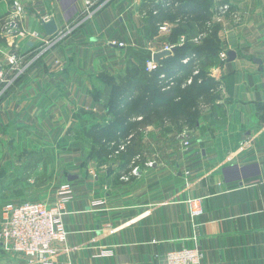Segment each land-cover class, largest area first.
Returning <instances> with one entry per match:
<instances>
[{
  "label": "crops",
  "instance_id": "1",
  "mask_svg": "<svg viewBox=\"0 0 264 264\" xmlns=\"http://www.w3.org/2000/svg\"><path fill=\"white\" fill-rule=\"evenodd\" d=\"M17 3L24 8L22 30L44 33L45 18L65 28L86 8L85 0H0V16ZM142 4L110 1L2 98L0 170L14 166L15 153L40 146L37 138L43 147L57 135L63 139L79 109L101 113L110 92L103 75L124 77L140 60L136 52L153 56L170 45L164 23L153 38L147 34ZM223 4L230 7L217 10L222 76L230 85L220 86L222 125L209 128L202 119L189 132L170 122L147 124L125 175L116 167L80 166L63 218L67 239L53 244L55 264H159L169 251L196 245L201 264H264V0H214L213 7ZM0 38L6 50L7 38ZM15 40L21 52L26 42L34 45L23 35ZM197 198L201 211L193 214L190 201ZM100 199L104 204H93ZM6 203L0 197V222ZM0 264L27 260L0 239Z\"/></svg>",
  "mask_w": 264,
  "mask_h": 264
},
{
  "label": "rangeland",
  "instance_id": "2",
  "mask_svg": "<svg viewBox=\"0 0 264 264\" xmlns=\"http://www.w3.org/2000/svg\"><path fill=\"white\" fill-rule=\"evenodd\" d=\"M96 1L99 4L103 0ZM8 2L12 4L14 0H8ZM219 7H216L214 14L215 22H208V27L215 30L213 34L210 33L211 31L201 32L198 30V23L195 21L184 22L183 26L188 30V33L180 35V41L182 37L184 39L182 44H184L188 38L187 44H185L188 45L187 50L183 51L181 48L168 63H164V66L160 67L170 69L172 73L163 72L159 76L155 75L152 82L149 83L147 81L149 76H143L140 71L132 72L131 81L139 80L138 85L141 86L140 94H135L134 102L145 96L146 102L153 101L152 106L157 107L153 114H158L159 117L153 123L170 122L180 131L191 130L189 132H192L202 119L206 120L209 128L212 125H222L225 115L221 107L222 104L218 101L225 97L220 86L221 83L225 84L228 90L230 81L222 76L223 62L226 56L223 55L225 51L219 40L221 30V21L217 16ZM167 16H170V12ZM185 20L187 19L183 18V21ZM76 23L77 21L74 22V24ZM163 23L166 24L167 29L162 31L170 33V41L172 29L178 26L181 20L176 19L174 13L171 12V16L166 17L161 24ZM169 41L168 43L176 47L181 46L178 45L179 43L175 44ZM5 49L6 54L0 52V63L3 66L7 64V54L14 50L15 46H10L6 41ZM41 59L32 66L29 72L38 65ZM158 66L157 63V67L152 71H149L145 66L144 71L152 73L157 70ZM120 83V80L112 82L116 96L113 101L115 104L114 106L111 104L110 112L105 111L107 105L105 100L102 102L101 113L92 111L93 113H85L77 118L76 111L63 139L57 135L50 144L43 147L40 139L37 138L40 143V146H35L37 149L25 148L23 152L15 153L14 166L12 168L3 167L0 170L1 199L7 203H21L30 200L49 201L57 186L67 180L70 175L79 176L78 168L84 165L104 167L106 171L116 167L117 174L125 175L129 166L135 165V160L138 159L135 155L130 157V160L127 153L133 142L132 139L134 140L140 135L145 121L135 118L129 124H122L123 128L120 132L122 136L119 134L118 138L110 137L113 135L111 131H116V127H119L123 120H127L128 114L133 110V107L130 109L124 107V104H128L132 93L127 89L129 97L125 98L126 90ZM197 84L203 85L202 88H191ZM176 88L178 91L170 95L169 92ZM131 89L133 87H129V90ZM163 113L167 114L162 116ZM141 118L139 117V119ZM131 133L134 134V137L130 143L128 141Z\"/></svg>",
  "mask_w": 264,
  "mask_h": 264
},
{
  "label": "built area",
  "instance_id": "3",
  "mask_svg": "<svg viewBox=\"0 0 264 264\" xmlns=\"http://www.w3.org/2000/svg\"><path fill=\"white\" fill-rule=\"evenodd\" d=\"M110 1L103 0L98 4L96 0H85L84 16L71 23L65 28L48 35L39 30H22L24 20V8L21 4L15 5L12 12L0 16V35L7 38L10 46L15 49L7 54V64L0 63V101L5 94L16 84L19 78L28 73L32 66L42 58L47 52L61 45L83 22L92 18L102 10ZM228 4L219 7L221 12L229 9ZM50 18H45L48 21ZM166 24L161 30H166ZM18 35L26 36V39L34 42L33 46H28V51H19L20 45L15 40ZM120 45H123L120 43ZM175 45H166L164 49L172 50ZM32 50V51H30ZM0 52L6 51L0 47ZM226 56V53L223 54ZM31 57V58H30ZM30 58V59H29ZM146 66L149 71L157 67V62L153 59L147 61ZM188 141L185 142L188 145ZM152 164V163H150ZM139 167L133 169V173ZM73 181L65 180L57 186L55 196L49 201L30 200L21 203L8 202L2 208L0 239L7 251L23 256L27 264L41 262L42 264H55L53 257L56 255L53 244L63 242L67 239L68 231L64 222V215L67 213L66 205L73 198ZM200 198L191 200L192 213L198 214L201 207L197 204ZM94 205L104 204L100 199L93 202ZM203 252L198 246L179 247L169 251L159 264H201Z\"/></svg>",
  "mask_w": 264,
  "mask_h": 264
},
{
  "label": "trees",
  "instance_id": "4",
  "mask_svg": "<svg viewBox=\"0 0 264 264\" xmlns=\"http://www.w3.org/2000/svg\"><path fill=\"white\" fill-rule=\"evenodd\" d=\"M214 0H143L142 4V11H146V30L147 34L153 38L157 33L160 24L164 21L166 17L171 16V12L174 13L175 18H179L181 20V23L174 27L172 29L170 42L177 44L180 40V35H184L188 33V30L184 28V22H193L195 21L198 23V27L201 32H210L213 34L215 30L211 29V27H208V22L212 21V18L216 12V9L213 7ZM170 12V16H167ZM183 18H186L187 20L183 21ZM212 23V22H211ZM211 25V24H210ZM193 27V25H192ZM217 34V33H216ZM220 40V38H219ZM4 41L2 38H0V42ZM188 38H186V42L182 44L180 47H174L173 52L168 55L164 56L160 59V62L158 63L157 70L153 71L152 73L145 72V66H146V60L151 58V54H147L145 52H136V54L139 56L140 60L136 63L131 62V64L128 66V72L126 76L121 77H113V76H107L103 75L104 81L109 85L110 92L109 96L106 99L107 105L106 108H108L107 112L111 111V104L114 106V99H115V87L112 84L115 80H120L122 83V86L125 87L126 93H124L125 98L129 97V94L127 92L131 91L132 95L130 96V100L128 101V104L125 105L126 109H130V107H133L132 112H130L127 116V120H123V123L119 125V127H116V131H111L113 135H110L111 138L114 137H120V133L123 125L122 124H129L130 121L137 118L139 121H145L146 123H153L155 122V119L158 118V114L154 115L153 112L157 109V107L152 106L154 104L153 101L146 102L145 96H142L137 102H134L135 94L139 95L141 86L139 84V80L137 81H131V74L132 72L140 71V73H143V76H149L148 82L151 83L153 80V76L158 75L165 72V73H172L170 69H163L160 67L164 66V63H168L170 59L173 58L175 53H178V51L182 48L183 51L187 50L188 45L187 44ZM221 42V41H220ZM218 44V43H216ZM168 75V74H167ZM25 78V75L21 76L19 80L16 82L15 86L18 85L21 80ZM120 83V84H121ZM119 84V86H121ZM129 84V85H128ZM13 86L6 94L5 96L15 87ZM203 85L197 84L192 89H201ZM129 87H133V89L129 90ZM150 87V84H149ZM178 89L172 90V92H169L170 95L172 93H176ZM187 112V111H186ZM85 113H93L92 111L79 109L76 113V117L79 118L80 115ZM167 113H165L166 115ZM164 113L162 116H165ZM139 117H142L139 119ZM129 132V131H128ZM134 132V131H133ZM132 132V133H133ZM131 133V134H132ZM128 134V133H127ZM130 134V133H129ZM128 134V135H129ZM141 135V132H140ZM136 137L134 140L132 139V143L130 144V148L128 149L127 156L131 160L130 157H134L139 153L140 150V143H141V136ZM134 137V136H133Z\"/></svg>",
  "mask_w": 264,
  "mask_h": 264
},
{
  "label": "water",
  "instance_id": "5",
  "mask_svg": "<svg viewBox=\"0 0 264 264\" xmlns=\"http://www.w3.org/2000/svg\"><path fill=\"white\" fill-rule=\"evenodd\" d=\"M43 28H44V31L46 34H48V35L54 34L58 30L56 20L50 19L48 21H44L43 22ZM171 53H172V50L164 49L162 51L155 53L153 55V59L155 60V62L159 63L161 58H163L164 56H168ZM228 57H229L228 58L229 60H233L236 57V52L233 50H229L228 51ZM77 178H78L77 175H70L67 180L74 181Z\"/></svg>",
  "mask_w": 264,
  "mask_h": 264
}]
</instances>
